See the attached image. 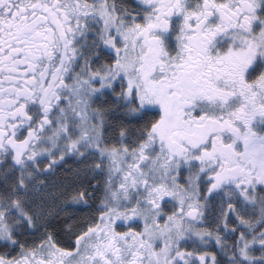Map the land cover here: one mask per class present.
<instances>
[{
    "label": "snow or ice",
    "instance_id": "1",
    "mask_svg": "<svg viewBox=\"0 0 264 264\" xmlns=\"http://www.w3.org/2000/svg\"><path fill=\"white\" fill-rule=\"evenodd\" d=\"M0 264H264V0H0Z\"/></svg>",
    "mask_w": 264,
    "mask_h": 264
}]
</instances>
